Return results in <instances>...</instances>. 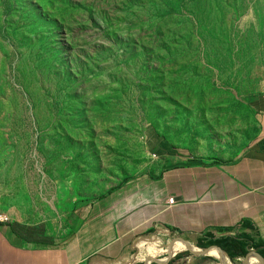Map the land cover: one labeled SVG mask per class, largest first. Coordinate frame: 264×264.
I'll use <instances>...</instances> for the list:
<instances>
[{
	"label": "rangeland",
	"instance_id": "rangeland-1",
	"mask_svg": "<svg viewBox=\"0 0 264 264\" xmlns=\"http://www.w3.org/2000/svg\"><path fill=\"white\" fill-rule=\"evenodd\" d=\"M262 81L264 0H0L3 223L63 237L124 184L238 156Z\"/></svg>",
	"mask_w": 264,
	"mask_h": 264
},
{
	"label": "crops",
	"instance_id": "crops-1",
	"mask_svg": "<svg viewBox=\"0 0 264 264\" xmlns=\"http://www.w3.org/2000/svg\"><path fill=\"white\" fill-rule=\"evenodd\" d=\"M256 94L258 134L238 156L124 184L74 212L63 237L0 223V264L158 263L167 259L168 249L171 258L186 245L200 251L198 237L205 230L217 238L240 233L264 246V81ZM243 222L241 229L219 233Z\"/></svg>",
	"mask_w": 264,
	"mask_h": 264
},
{
	"label": "trees",
	"instance_id": "trees-1",
	"mask_svg": "<svg viewBox=\"0 0 264 264\" xmlns=\"http://www.w3.org/2000/svg\"><path fill=\"white\" fill-rule=\"evenodd\" d=\"M160 177V176H158ZM245 222L240 223L239 225L228 228L224 230H219V233L236 231L241 229ZM253 230L252 227L250 228ZM211 232L205 230L198 237L197 247L201 248L200 250H206L205 248L210 246H217L221 248L223 253L224 260H229L233 264H243V261L248 253L258 254L264 260V246H262L258 240L252 238L251 240L244 239V237L238 233L234 237L225 236L222 238L212 237ZM204 238V242H202V238ZM201 246V247H200ZM203 246V248H202ZM228 248H227V247ZM210 255L217 256V250L211 249ZM249 264H256L258 260L254 255H249L248 257ZM220 264V259L206 255L195 256L188 250L179 252L175 254L167 264ZM149 264H158L156 261H153Z\"/></svg>",
	"mask_w": 264,
	"mask_h": 264
},
{
	"label": "water",
	"instance_id": "water-1",
	"mask_svg": "<svg viewBox=\"0 0 264 264\" xmlns=\"http://www.w3.org/2000/svg\"><path fill=\"white\" fill-rule=\"evenodd\" d=\"M186 248L187 249H185V250H188L191 253L196 254V255H198V254H202V255L209 254V252L211 250V249H206V250H202V251L201 250L200 251L199 250L198 251H195L193 249H190L189 245H186ZM216 250H217V254H218L217 257L220 259L221 264H225L224 257H223V253H222L221 249H216ZM168 251H169V253H168L167 259L165 261L158 262L159 264H166L170 260V258H171V252L170 251H171V249H168ZM251 254L256 257V259L258 260V264H264V260L258 254H255V253H248L246 255L244 261H243V264H249L248 257ZM151 261H153V259H151Z\"/></svg>",
	"mask_w": 264,
	"mask_h": 264
},
{
	"label": "built area",
	"instance_id": "built-area-1",
	"mask_svg": "<svg viewBox=\"0 0 264 264\" xmlns=\"http://www.w3.org/2000/svg\"><path fill=\"white\" fill-rule=\"evenodd\" d=\"M6 220L4 217H0V223H3Z\"/></svg>",
	"mask_w": 264,
	"mask_h": 264
},
{
	"label": "bare ground",
	"instance_id": "bare-ground-1",
	"mask_svg": "<svg viewBox=\"0 0 264 264\" xmlns=\"http://www.w3.org/2000/svg\"><path fill=\"white\" fill-rule=\"evenodd\" d=\"M169 202L173 203V200H172V199H170V200H169Z\"/></svg>",
	"mask_w": 264,
	"mask_h": 264
}]
</instances>
